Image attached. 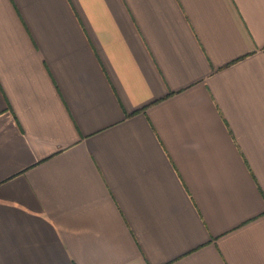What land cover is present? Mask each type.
<instances>
[{"label": "crops", "instance_id": "crops-1", "mask_svg": "<svg viewBox=\"0 0 264 264\" xmlns=\"http://www.w3.org/2000/svg\"><path fill=\"white\" fill-rule=\"evenodd\" d=\"M0 264H264V0H0Z\"/></svg>", "mask_w": 264, "mask_h": 264}]
</instances>
